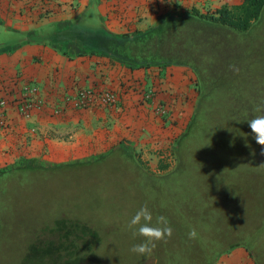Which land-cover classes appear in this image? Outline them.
<instances>
[{
    "label": "crops",
    "instance_id": "crops-1",
    "mask_svg": "<svg viewBox=\"0 0 264 264\" xmlns=\"http://www.w3.org/2000/svg\"><path fill=\"white\" fill-rule=\"evenodd\" d=\"M240 2L0 0V96L8 101L7 122L0 128V169L19 161H87L119 144L167 142L178 124L164 126L154 106L160 99L170 102L173 95L185 97L186 76L169 66L143 67L118 58L107 50L109 43L123 33L148 29L161 16ZM83 33L100 38L105 50L88 47L81 41ZM26 82L36 84L45 100L28 116L17 109ZM79 87L112 89L119 103L54 113L62 94ZM149 89L154 99L147 103L143 92ZM242 247L223 252L215 264H255Z\"/></svg>",
    "mask_w": 264,
    "mask_h": 264
},
{
    "label": "rangeland",
    "instance_id": "rangeland-1",
    "mask_svg": "<svg viewBox=\"0 0 264 264\" xmlns=\"http://www.w3.org/2000/svg\"><path fill=\"white\" fill-rule=\"evenodd\" d=\"M94 39H99V43ZM237 39L239 63H245L243 59L248 57L250 69L264 75V14L249 33L232 38V50ZM81 41L88 47L92 44L90 48L94 50H105L100 38L83 33ZM166 66L187 78L188 89L185 92L183 88L185 97L179 99L172 94L168 113L160 116L162 124L167 123L164 126L178 124L173 136L155 146L125 147L140 161L124 159L115 153L100 159L96 155L87 161H61L59 167H38L17 173L13 178V192L6 200L13 216L9 235L12 242L8 251L0 252V264L22 259L29 260L30 264H155L158 255L174 256L184 250L193 256L200 253L204 259L215 258V264L223 252L243 244L254 250L264 263V211L259 221L252 211L247 212L240 199L234 205L230 196L222 202L219 218L209 220L202 228L208 230L206 236L201 234L197 239H189L190 227L183 230L178 225L188 226L190 220L187 221L188 205L182 202L186 199L177 196L191 195L193 184L186 174L161 176L175 165L171 151L193 114L197 87L193 71L178 65ZM160 159L166 165L164 170L159 168ZM145 204L152 212L153 224L157 216L163 215L168 218L173 233L166 241L156 242L158 250L139 255L131 252V248L143 238L134 237L127 224ZM83 229L90 239L88 243L79 239ZM38 240L42 241L44 255L38 251ZM22 247L30 254L21 255Z\"/></svg>",
    "mask_w": 264,
    "mask_h": 264
},
{
    "label": "trees",
    "instance_id": "trees-1",
    "mask_svg": "<svg viewBox=\"0 0 264 264\" xmlns=\"http://www.w3.org/2000/svg\"><path fill=\"white\" fill-rule=\"evenodd\" d=\"M263 14L264 0H241L240 3L223 4L207 12L192 8L185 13L161 16L148 29L123 33L110 42L111 54L139 66L178 65L195 74L197 98L193 114L185 132L172 148L174 167L161 177L188 175L193 184L192 193L189 198H177L186 199L182 202L188 205L187 221L190 222L188 226L178 225L183 230L185 227L195 228L198 235L206 236L208 230L203 231L202 228L209 220L219 218L218 209L228 196L234 199L233 205L239 204L240 199L247 212L252 211L259 221L262 218L264 156L260 155L261 146L253 139L247 121L260 114L254 108L264 102V75L255 74L250 69L246 60L248 57L243 59L245 63H239L236 50L238 39L233 42L235 49L232 50L231 45L236 34L249 33L261 22ZM229 65H235L239 71H232ZM115 153L124 159L140 161L135 153L121 144L96 159ZM158 165L160 169H166L161 159ZM48 166L59 167L61 163L19 161L0 169V252L8 251L12 242L9 235L13 216L6 200L13 192V178L19 172ZM255 210L258 211L255 213ZM84 232L83 229L79 239L88 243L90 239ZM38 244L39 253L44 255L42 241L38 240ZM158 246L153 251L158 250ZM242 246L255 264H264L254 250L244 244ZM20 253L30 254L23 247ZM203 257L200 253L193 256L184 250L174 256L158 255L155 264H213L215 261V258ZM11 264L30 262L22 259Z\"/></svg>",
    "mask_w": 264,
    "mask_h": 264
},
{
    "label": "built area",
    "instance_id": "built-area-1",
    "mask_svg": "<svg viewBox=\"0 0 264 264\" xmlns=\"http://www.w3.org/2000/svg\"><path fill=\"white\" fill-rule=\"evenodd\" d=\"M119 94L107 88L79 87L72 93H64L54 106L53 111L56 114H62L66 109H83L94 105L116 106L119 103ZM143 99L149 103L153 101L154 95L152 90L143 92ZM151 101V102H152ZM8 101L0 96V128L6 125V109ZM45 106V100L41 95L39 87L30 82L23 84L19 100H17L18 112L24 116L30 115L34 109H39ZM169 102L158 101L154 110L157 115L164 116L168 113ZM35 131V129H34Z\"/></svg>",
    "mask_w": 264,
    "mask_h": 264
},
{
    "label": "clouds",
    "instance_id": "clouds-1",
    "mask_svg": "<svg viewBox=\"0 0 264 264\" xmlns=\"http://www.w3.org/2000/svg\"><path fill=\"white\" fill-rule=\"evenodd\" d=\"M229 68L238 72L239 69L235 65H229ZM254 111L260 113L254 118L248 120L251 129V135L255 142L261 146L260 155L264 156V102L258 104ZM127 229L132 231L134 237H142L141 243L133 245L131 252L139 255H150L156 247L157 241H166L171 238L173 229L170 226L167 217L157 216L155 224H153V215L147 204L142 206L130 219ZM189 239H197L198 233L195 228H190L188 232Z\"/></svg>",
    "mask_w": 264,
    "mask_h": 264
}]
</instances>
